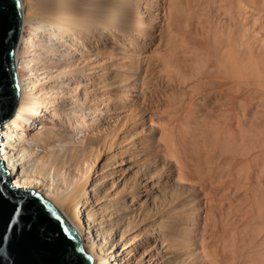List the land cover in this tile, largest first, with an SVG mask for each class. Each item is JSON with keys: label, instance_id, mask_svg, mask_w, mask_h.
<instances>
[{"label": "bare ground", "instance_id": "obj_1", "mask_svg": "<svg viewBox=\"0 0 264 264\" xmlns=\"http://www.w3.org/2000/svg\"><path fill=\"white\" fill-rule=\"evenodd\" d=\"M211 1L208 3H213L214 16L207 17L206 21L202 19L206 23L202 24V20L199 22L203 26L199 31H192V28L190 31L189 28L188 30L185 26L182 27L185 21L181 24L176 14L173 16L177 18L169 14V18L172 19V23L169 21L171 28L167 23L165 28L171 30V33L168 31L170 35L164 39L160 50H157L158 55H155L156 62L160 65L158 74L165 79L167 85L177 86L178 83L188 92L181 91L179 103L176 99L180 106L176 104V100L173 106L170 100L171 103L166 102L167 107L164 104L165 108L159 111L160 114L157 113L159 115L155 110H152L153 112L149 110L146 104L144 107L148 112L146 115L149 117V123L166 131L167 128L170 129V121L171 123L173 120L178 121L188 112L195 113L194 106L199 107L200 104L201 107L204 106V112L201 114L203 117L201 118L197 111L200 118L197 116L194 120L195 129L192 132L189 130L190 134L187 130L185 134L180 133V137H177L179 132L178 135H173L176 129H173L175 131L173 134L171 129V132L167 130L168 133L162 137L165 147L158 152H162L170 162L172 160L171 163L174 165L172 171L157 175L158 181L155 182L153 178H156V171L153 172V168H150L152 159L146 158L145 155L146 151H153L150 149L152 147L150 145H145L148 148L143 147L139 142L142 139L133 135V132H137L136 128H129L130 132L123 133L118 139L112 136V140L108 138L112 131L109 130L112 121L108 120L113 117L111 112L117 111L118 107L109 101L112 90L110 93L107 84L106 89L102 90L98 97L105 113L93 101L89 84L94 81L90 73L94 65L82 63L80 60L86 56H78L82 54L79 48L82 41L75 37V33L81 30L86 33L96 28L98 34L99 32L106 34L113 29L112 42L118 54L115 56L124 59L121 61L127 62V66L133 65L134 68L138 60L137 54L141 52L138 53L136 45L131 40L134 36L133 28L146 27L151 30L154 26L159 27L163 21L157 12L160 6L152 1V7L149 8L146 0H22V39L16 55L21 96L14 116L6 122L2 130L4 138L0 141L1 158L10 170L16 188L31 187L42 192L63 212L81 234L84 248L93 255L94 264H163L172 252L169 255L165 253L167 251L164 249L165 243L162 244L164 246L162 249L159 248V243L162 242L159 236L171 233L174 227L182 238H187L186 252L189 255L197 254L192 257L195 258L196 264H264V186L262 187L263 181L261 182L264 177V0ZM137 2L138 8L135 10ZM205 3L203 9L205 7L206 11L209 7H206L208 4ZM153 11L156 14L153 15ZM179 12L176 10L175 13ZM207 14L205 13L206 16ZM87 40L89 42V39ZM67 47L73 51L67 53ZM85 49L91 52L89 47L85 46ZM98 52H95V55ZM117 63L120 64V61H116L115 64ZM122 65H117L119 71H115L122 77L119 80L125 81L129 78V71L126 64ZM107 73V70H104L105 76ZM115 91L116 102L124 103L130 99L126 87ZM137 93L139 95V92ZM175 97L174 95V99ZM175 105L178 106V110L175 109L177 108ZM160 107L158 110L162 108ZM166 117H169V120H166ZM182 124L184 125L183 122ZM172 126L176 128V124L175 127ZM149 136L153 139L152 135ZM123 138L129 142L123 143ZM139 143L143 147L142 150H139ZM102 149L113 152L111 162L108 158L101 160L99 153ZM96 161H99L98 164ZM125 166L129 169L140 167L141 175L134 181L125 174V171L126 173L129 171ZM243 167L248 168L247 175L252 177L250 179L254 178L253 180L261 183L258 189L249 186L251 184L238 183L244 184L240 190L245 186L247 191L249 187L254 188L250 190L255 201L253 205L247 201L251 208L247 205L250 210L246 208L247 211L244 213L237 212L239 209L234 207L236 209L234 214L236 215V212L238 214L234 216L237 218H234L232 223L229 214H233L234 211H231L235 205L231 204H234L238 193L240 194L235 191V194L238 192L237 196H234L236 200H232L234 202L231 203L234 190L239 188L234 181L238 179L235 177L240 175L239 171ZM240 172L243 178L247 170L244 173ZM247 175L245 177L249 182ZM110 177L112 187L109 189L107 182ZM229 178L231 183L236 184H234L236 189L232 188L234 185L230 186ZM141 180H146L148 184H156V190L160 191V194L148 191L147 186L144 189ZM239 180L241 181V178ZM242 180L246 182V178ZM121 183L124 184L122 189L119 188ZM147 183L145 185H148ZM174 183L181 186L186 184L199 186L202 193L196 195L203 201L188 196L181 198V201H178L179 206H175L182 212L179 208H174L175 210H168L169 212L165 214L161 211L153 213V220L156 219V223L158 221L159 231L150 226L154 233H150L151 239L144 240L145 242L143 237H140L139 230L130 235L121 233L123 228L125 231L140 220L143 222L145 210L139 203L142 202L144 195L146 198H153L152 203L155 206V201L161 203V195L167 194ZM118 196H121L122 202H119ZM227 199L231 204L227 203ZM240 200L239 204L242 202ZM191 201L193 206L190 204ZM242 203L244 206V202ZM209 206L212 209L218 208V212H227L229 209L227 214L229 220L228 218V221L223 220L226 218L224 212H221L222 215L218 212L216 214L214 209L215 213H212L214 210L210 211ZM179 212L182 215H179ZM209 213L216 215V218L219 215L221 218L225 216L217 222H227L222 225L229 226L231 236L227 228L225 230L227 234L225 231L223 234L224 226L221 222L218 224L214 222L213 218V228L208 229L209 223L206 229L201 230L199 225L202 216L204 222H211L207 221ZM177 216L181 217L179 220L182 223H175ZM205 225L207 226V223ZM221 227L223 229H219ZM119 233L122 234L120 239L117 238ZM190 235H194L193 241Z\"/></svg>", "mask_w": 264, "mask_h": 264}, {"label": "rangeland", "instance_id": "obj_2", "mask_svg": "<svg viewBox=\"0 0 264 264\" xmlns=\"http://www.w3.org/2000/svg\"><path fill=\"white\" fill-rule=\"evenodd\" d=\"M147 2H148V6H149V8L150 7H152V5H151V2L152 1H154L153 3H156V4H158L159 6H160V9L157 11V12H159V15L162 17V19H163V23L161 22L160 23V26L159 27H153L151 30L149 29V28H138V29H136V28H133V32H134V36L131 38V40H133V44L134 45H136V50H138V53H140V54H137L138 55V57H137V62H135L136 64H134V68H133V65H132V67H131V65H128L127 66V62H125V61H121V60H124V59H121V58H118V57H116L115 55H117L118 56V54H117V50H116V48L115 47H113V42H112V39L114 38L113 36H112V34L114 33V30L112 29H110V33L108 32V33H106V34H100V32H99V34H98V32H97V29L95 28L94 30H92V31H90V32H86L85 33V31H77L76 33H75V37L76 38H79V39H81V41H82V44H81V47H79L80 48V50L82 51V54L80 55H78V56H86L85 58H82V59H80V60H82V63L83 62H85L86 64L87 63H89V64H92V66L94 67V68H91V70H90V73L92 74L91 76H92V78H94L93 80V83H90L89 85L91 86V93L93 94L92 95V97H93V101H95V103H96V105H98L101 109H102V111L105 113V110L103 109L104 107L102 106V105H100V100H98L99 98L98 97H100V94L102 93V90H105L106 88L105 87H107V85H108V87H109V92L111 93L110 94V96H111V98H110V102L111 103H113V105L114 104H116L117 105V107H118V109H117V111L115 110V112L113 111V112H111L112 114H113V117L110 119V120H108L109 122H111L110 124H109V130L111 131H114V132H110V135L108 136V138L109 139H111L112 140V138H114V139H118L121 135H123V133H128V132H130L129 130L130 129H132V128H136V131L137 132H133V135H135L136 136V138H139V139H142V140H140L139 142L143 145V147H147L148 148V146L150 145L152 148H150V149H152L153 151H146V154L145 155H147L146 156V158L147 157H149V159H152L151 161V166H150V168H153L152 169V171L153 172H155L156 171V178H153V180L155 181V182H157L158 181V179H157V175H161V174H163V173H165L166 171H172V166L174 165L173 163H171V162H173L172 160H171V162H170V159H168V157H166V156H164L163 154H162V152L160 153V152H158V150H160V149H163V146H164V141H163V136H165V133L167 134L168 132H166L167 130L168 131H170L171 132V129L173 130H175L176 129V133H174L175 131L173 130L172 131V134L173 135H178V132H179V135L177 136V137H180V133H184L185 134V132L187 131V133H191L192 132V130L194 131V129H195V126H194V120L197 118V116L200 118V116H201V114H203V105H202V107L199 105V107L197 106V107H195L194 106V109H195V113H191V112H188V114L186 113L185 115H184V117L182 116L181 118H180V120H178V121H175V120H173V123H171V121H170V124H171V126L172 125H174V127H175V124H176V128H173V126H172V128H171V126H170V129L169 128H167L166 129V131L165 130H163V128L161 127L160 128V126H156L155 124H151V123H149L150 122V120H149V117L146 115V113H148L147 111H146V107H144V106H146V104H148V109L149 110H155V113L157 114V113H159L160 114V112L159 111H162L163 110V108H165V107H167L166 106V104L167 103H171V101H172V105L173 104H175V100L176 99H178V103L180 102V100H179V98H180V95L182 94V92H186L187 90H185V89H183V87L182 86H180V84L178 85V83H177V86L174 84H171V85H167V83H166V81H165V79L164 78H162L159 74H158V72H159V70H160V65H159V63H157L156 61V56L158 55V51L160 50V46H161V44H162V42L164 41V39L166 40V38H168V34L169 33H171L170 31L171 30H166L167 28H165V27H167L168 25V27L169 28H171V23H172V19H170L169 17L172 15H174V14H176V16L177 17H179L177 20H179L178 22H183V21H185L183 24H182V27H184L185 26V28H189L190 29V31H191V28H192V31H199V29L201 30L202 29V27L203 26H201V23L206 19H208L207 17H211L212 15L214 16V13H212V8L214 9V6H213V3H211V4H209L208 3V1L209 0H193V1H191V0H188V1H186V0H182L183 1V3H181L182 1H180V0H170V1H172V2H170L169 0H146ZM195 1V2H194ZM203 1V2H202ZM211 1V0H210ZM173 2H174V4H173ZM179 2V3H178ZM187 2V3H186ZM191 2V3H190ZM205 2H207V4L208 5H210V6H206V7H209L208 9L210 10H204L205 9V7H204V9H203V5H205L206 3ZM212 2V1H211ZM138 3L139 2H137V3H135V10L138 8ZM197 3V4H196ZM201 3V4H200ZM178 4H180L179 6H177ZM186 4H188V5H186ZM184 5V6H183ZM186 6V7H185ZM195 6H196V8H195ZM199 8H198V7ZM163 7V8H162ZM165 7V8H164ZM171 9H173V10H171ZM182 7H185V8H182ZM192 7V8H191ZM201 8V9H200ZM211 8V9H210ZM164 9V10H163ZM166 9V10H165ZM179 9V10H178ZM202 9L204 10V13H202L203 11H202ZM207 9V8H206ZM176 10H177V13H178V11H180L179 12V14H177V13H175L176 12ZM184 10V11H183ZM194 12H192V11ZM199 10V11H198ZM165 11V12H164ZM170 11H171V13H170ZM161 12V13H160ZM172 12H174V13H172ZM188 12V13H187ZM207 12H211L212 14L211 15H209L210 13H208L207 14ZM213 12H215V11H213ZM165 13V14H164ZM187 13V14H186ZM205 13L207 14V16L205 15ZM154 14H156V12L155 11H153V15ZM169 14H170V16H169ZM186 14V15H185ZM197 14V15H196ZM202 14H204V16H206V17H202L201 15ZM188 15H190V16H188ZM171 16V17H172ZM176 16H173V18L174 17H176ZM201 18H200V17ZM166 19H165V18ZM176 17V18H177ZM183 17H184V19H183ZM191 17V18H190ZM209 17V18H210ZM170 19V20H168V19ZM175 18V19H176ZM185 18H187V19H185ZM190 18V19H189ZM175 19H173V20H175ZM199 19V20H198ZM202 19H204V20H202ZM166 20H168V21H166ZM180 20H182V21H180ZM189 21V22H187V21ZM202 20V21H201ZM205 20V21H206ZM165 21V22H164ZM169 21H171V23L169 22ZM176 21V20H175ZM193 21H195V22H193ZM201 21V23L199 24V22ZM165 23H167V26H166V24ZM196 23H198V24H196ZM204 23V22H203ZM202 23V24H203ZM206 23V22H205ZM204 23V24H205ZM162 25L164 26L163 28H162ZM188 25V26H187ZM193 25H194V27H193ZM157 28V29H156ZM161 30H160V29ZM168 28V29H169ZM184 28V29H185ZM195 28V29H194ZM145 29V30H144ZM188 29V30H189ZM194 29V30H193ZM145 32H144V31ZM156 30V31H155ZM143 31V32H142ZM168 31H169V33H168ZM82 32V33H81ZM150 32V33H149ZM78 33V34H77ZM81 33V34H80ZM85 33V34H84ZM89 33V34H88ZM142 33V34H141ZM148 33V34H147ZM91 34H92V36H91ZM165 34V35H164ZM167 34V35H166ZM78 35V36H77ZM82 35V36H81ZM85 35H87V36H85ZM105 35V36H104ZM170 35V34H169ZM84 36V37H83ZM103 36V37H102ZM81 37V38H80ZM90 37V38H89ZM105 37V38H104ZM165 37V38H164ZM86 40H85V39ZM150 38V39H149ZM21 39H22V37H21ZM87 39H89V42L90 41H92V42H90V44H88L89 42H87L88 40ZM91 39V40H90ZM83 40H84V42H83ZM154 40V41H153ZM161 40V41H160ZM95 41V42H94ZM86 42V43H85ZM94 42V43H93ZM101 42H102V44H101ZM103 42L105 43V45H103ZM71 44H72V42H70ZM85 43V44H84ZM91 43H93L92 45V47H91ZM97 43V44H96ZM70 44V45H71ZM86 44H88V45H86ZM100 44H101V47H100ZM107 44V45H106ZM99 45V46H98ZM71 46H73V44L71 45ZM82 46H84V48H82ZM85 46L88 48L89 47V49L91 50V52H87L86 51V49H85ZM91 47V48H90ZM100 47V48H99ZM98 48H99V50H98ZM110 48V49H109ZM106 49H107V51H106ZM147 49V50H146ZM66 50H67V53L70 51H73V49L72 48H69V47H67L66 48ZM96 50V51H95ZM101 50V51H100ZM114 50V51H113ZM116 50V51H115ZM143 50H144V52H143ZM158 50V51H157ZM100 53H99V52ZM112 51V52H111ZM140 51V52H139ZM147 51V52H146ZM95 52H98L96 55H95ZM114 52H116L115 54H114ZM157 54H156V53ZM90 55H89V54ZM94 53V54H93ZM107 53V54H106ZM112 53V54H111ZM137 53V52H136ZM98 54H100V55H98ZM141 54H143L142 55V57H141ZM140 55V56H139ZM152 55V56H151ZM156 55V56H155ZM89 56V57H88ZM94 56V57H93ZM141 57V58H140ZM151 57V58H150ZM84 59V60H83ZM88 59H89V61H88ZM91 59V60H90ZM102 59V60H101ZM148 59V60H147ZM151 59V60H150ZM139 60L141 61V62H139ZM143 60V61H142ZM155 60V61H154ZM116 61H120V64L119 63H117V64H115L116 63ZM148 61H150V62H148ZM81 62V61H80ZM112 62H115V63H112ZM93 63H95V64H93ZM111 63V64H110ZM123 65H122V64ZM126 64V65H125ZM115 65V66H114ZM117 65H122V66H127L128 68V71H129V78H127L128 80H126L125 79V81L124 80H119V79H122V77L121 76H118L117 74H116V71L115 70H117V71H119V69H118V67H117ZM137 65H139V66H137ZM96 66V67H95ZM111 66V67H110ZM98 67H100V68H98ZM110 67V68H109ZM115 67H116V69H115ZM120 67V66H119ZM130 67V68H129ZM157 67V68H156ZM159 67V68H158ZM96 68V69H95ZM105 68V69H104ZM114 69V71H113V69ZM153 68V69H152ZM133 70V72H132V70ZM104 70H107V74H106V76L104 75ZM103 72V73H102ZM148 72V73H147ZM113 73H115L114 75H113ZM130 73L132 74V75H130ZM160 73V72H159ZM103 74V75H102ZM148 74V75H147ZM160 77H159V76ZM116 76L117 77H119L118 79L116 78ZM105 77V78H104ZM117 79H115V78ZM132 77V78H131ZM145 77H146V79H145ZM91 78V79H92ZM164 80L163 82H162V79ZM96 79V80H95ZM106 79V80H105ZM115 79V80H114ZM131 79V80H130ZM109 80V81H108ZM157 80V81H156ZM106 81V82H105ZM135 83H134V82ZM136 81H138V83L136 82ZM107 82H109V83H107ZM115 82L117 83V84H115ZM119 82H121V84L119 83ZM142 82V83H141ZM144 82H145V84H144ZM139 83H141L142 85L140 86V84ZM107 84V85H106ZM124 84H126V85H128V86H126V85H124ZM150 84V85H149ZM164 84V85H163ZM112 85V86H111ZM119 85H120V87L121 88H124V87H126V90L128 91V98H130V99H127L126 101L127 102H124V103H126V104H124V103H122V102H116V100H115V98H116V96H117V94H116V91L115 90H117V92L121 89L120 87H119ZM123 85V86H122ZM173 85V86H172ZM172 86V87H171ZM115 87H117V88H115ZM129 87V88H128ZM132 87V88H131ZM137 87V88H136ZM138 87H140V88H138ZM134 88V89H133ZM171 89V90H170ZM150 90V91H149ZM161 90V91H160ZM182 90H184V91H182ZM145 91V92H144ZM160 91V92H159ZM168 93H167V92ZM182 91V92H181ZM130 92H131V95H130ZM137 92H139V95H138V93ZM140 92H142V93H140ZM148 92V93H147ZM179 92H181V93H179ZM188 92V91H187ZM186 92V93H187ZM145 93V94H144ZM156 93V94H155ZM178 93V94H177ZM99 94V95H98ZM138 95V96H137ZM141 95H143V96H141ZM167 95H171L172 97H168ZM174 95L176 96L175 97V99H174ZM141 96V97H140ZM179 96V97H178ZM97 97V98H96ZM113 97V98H112ZM115 97V98H114ZM140 97V98H139ZM152 97V98H151ZM165 97V98H164ZM94 98H95V100H94ZM144 98V99H143ZM147 98V99H146ZM167 98V99H166ZM173 98V99H172ZM148 99H149V101H148ZM159 99H161V100H159ZM83 100H84V98H83ZM137 100V101H136ZM171 100V101H170ZM86 101V100H85ZM149 103H148V102ZM157 102V103H154V102ZM174 101V102H173ZM86 102H88V101H86ZM116 102V103H115ZM141 102H145L144 104H142ZM147 102V103H146ZM167 102V103H166ZM122 104V106H120L121 104ZM128 103V104H127ZM162 103V104H161ZM157 104H159V105H157ZM161 104V105H160ZM165 104V105H164ZM176 104H177V100H176ZM165 107H164V106ZM177 105H179L180 106V104H177ZM177 105H175V107H177V108H175V107H173V108H175V109H177L178 110V106ZM195 105H197V104H195ZM151 106V107H150ZM154 106V107H153ZM162 108H161V107ZM174 106V105H173ZM120 107V108H119ZM123 107V108H122ZM158 107H160L161 109H159L158 110ZM197 108H199V109H201V110H199V109H197ZM197 109V110H196ZM130 110V111H129ZM131 113V114H133V116L132 115H130L129 113ZM200 113V116H199V113ZM98 112H100V111H98ZM153 112V111H152ZM197 112V113H196ZM116 113V114H115ZM191 113V114H190ZM119 114V115H118ZM137 114V115H136ZM159 114H157V115H159ZM123 115V116H122ZM191 115H192V118H191ZM194 115V116H193ZM105 116V115H104ZM119 116V117H118ZM127 116V117H126ZM135 116V117H134ZM115 117H116V119H115ZM145 117V118H144ZM188 117H190V118H188ZM203 116H201V118H202ZM118 118V119H117ZM121 118H122V121H121ZM167 119L166 120H169V117H166ZM183 118V119H182ZM187 118V119H186ZM125 120V121H124ZM182 120V121H181ZM118 123H117V122ZM136 121V122H135ZM121 122V123H120ZM124 122V123H123ZM145 122V123H144ZM176 122H178V123H176ZM182 122L184 123V125L182 124ZM189 123V125L188 124H186V123ZM115 123V124H114ZM134 124H136V125H134ZM144 124V125H143ZM151 124V125H150ZM191 124H193V125H191ZM6 125V123L4 124V126ZM112 125V126H111ZM115 125V126H114ZM131 125V126H130ZM188 127H187V126ZM137 126V127H136ZM181 126H183V127H181ZM154 127V128H153ZM190 127H191V129H190ZM201 127V126H200ZM115 128V129H114ZM130 128V129H129ZM150 128V129H149ZM182 131H181V130ZM3 130V129H2ZM135 130V129H134ZM139 130V131H138ZM163 130V131H162ZM189 130L191 131V132H189ZM115 131H116V133H115ZM161 131H162V133H161ZM164 132V133H163ZM169 132V133H170ZM2 134H3V131H2ZM112 134V135H111ZM116 134V135H115ZM119 134V135H118ZM181 134V135H182ZM149 135H152L153 136V139H152V137H150ZM159 135V136H158ZM162 135V136H161ZM3 136H4V134H3ZM111 136H112V138H111ZM115 136V137H114ZM117 137V138H116ZM141 137V138H140ZM174 137H176V136H174ZM4 138V137H3ZM143 139H144V142H143ZM159 139V140H158ZM177 139V138H176ZM155 140H158V141H155ZM2 141V140H1ZM129 142L128 141V139L126 140L125 139V141H124V138H123V143L124 142ZM142 141V142H141ZM148 141V142H147ZM150 141V142H149ZM153 141V142H152ZM145 142H147V143H145ZM155 142V143H154ZM157 142V143H156ZM139 143V144H140ZM151 143V144H150ZM160 143V144H159ZM139 145L138 147H139V150H142V145ZM156 144V145H155ZM158 144V145H157ZM145 145H148V146H145ZM159 146V147H158ZM141 147V148H140ZM161 147V148H160ZM165 147V146H164ZM157 154H155V153ZM109 153L111 154V153H113L112 151L111 152H108V150L107 151H105L104 149H102L101 151H100V153H99V156L101 157V160H105L106 158H108V161L109 162H111L112 160V154L111 155H109ZM160 153V154H159ZM148 155H150V156H148ZM159 155H161V156H159ZM107 156V157H106ZM152 157V158H151ZM155 157V158H154ZM161 158H163V159H161ZM157 161V162H156ZM163 162L162 163V165H161V162ZM166 161V162H165ZM97 162V164H98V162L99 161H96ZM169 162V163H168ZM126 163L127 164H129V162L128 161H126ZM157 164V165H156ZM166 165V166H165ZM164 168H163V167ZM126 167V166H125ZM155 167V168H154ZM158 167V168H157ZM127 168V170H129L127 173H126V171H125V174H127V177L129 176V177H131V179H135L136 180V178H138L140 175H141V172H142V170L140 169L139 170V168L140 167H134L133 169H129L128 167H126ZM160 168V169H159ZM244 168V170H242ZM240 171H243V173L247 170V172L246 173H242L243 174V176L245 175H247V173H249L248 172V168L246 169L245 167H243ZM131 171V172H130ZM141 171V172H140ZM239 171V176L237 175L236 176V174H235V179H237V177H238V181L239 182H237V180H235L234 182H236V184H238V183H244V184H251V185H249V186H253V187H256L257 189L258 188H260V183L263 181V183H262V187L264 186V177H262L263 178V180L261 179V182L259 183V182H257V181H255V180H253V179H250V178H252V177H249L248 175V180H249V182H250V180L252 181V183H254L253 185H252V183H249L248 181H247V177H243L244 178V180H245V178H246V182L245 181H243L242 179V175H241V172ZM132 172H134V173H132ZM161 173V174H160ZM239 178H241V181L239 180ZM134 180V181H135ZM142 181V186L144 187V189H145V186H147V190L148 191H153V192H155V193H157V194H160V191H157L156 189H157V186H156V184H148L147 182H146V180H141ZM243 181V182H242ZM229 182L231 183V181H230V178H229ZM255 182H256V186H254L255 185ZM148 184V185H145V184ZM229 183V184H230ZM122 184V185H121ZM120 184V189H122L123 188V183H121ZM235 184V183H234ZM233 184V182L230 184V186L232 185H234ZM235 184V185H236ZM243 184V185H244ZM259 184V185H258ZM153 185V186H152ZM173 185V184H172ZM233 186L232 188L233 189H236L237 187L236 186ZM240 184H238L237 186L239 187L237 190H234V193H233V195H232V197H231V203H233L234 201H232V200H236V198H237V202L235 201L234 202V204H231L229 201H228V199L226 200L227 201V203H230L231 204V206H233V205H235V206H233L232 208H233V210L231 211V212H233V214L232 213H230L229 214V209L227 210V212L226 211H217L218 210V208L217 209H215V207H213L215 210H216V214H218V213H220L221 215H222V213L221 212H224L223 214L226 216V218H225V216L223 215V218H225V219H223V218H221V215H219V216H217V218H216V215H214V214H211L210 215V213H209V217L207 216V219H209V220H207V221H211V222H204L203 220H204V217L202 216V218H201V222H202V224H201V222H200V225H199V227L201 228V230L203 229H206V227H208V224H209V227H208V229H210V228H213V226H212V224L214 223V222H216L217 224H218V222H217V220H220V219H223V220H227V218H228V220H229V218L231 217V219H230V221L232 222V221H234L236 218L234 217V216H237V212H243L244 213V211H247V210H245L246 208L248 209L249 207L251 208V205H248V202L247 201H249V203H251L252 205L254 204V201H255V199L253 200V197L252 196H254L253 195V192H252V190L254 189L253 187H249V190L247 191V187L245 186L244 188L242 187V189L240 190V188H241V186H243L242 184L239 186ZM107 186H109V187H107V188H111L112 187V182H111V177H110V179H109V182H107ZM236 187V188H235ZM152 188V189H151ZM232 188H230V189H232ZM246 188V189H245ZM255 188V189H256ZM232 189V190H233ZM250 189H252V190H250ZM240 190V191H239ZM244 190V191H243ZM235 191H238V192H240V194L238 193V197H234V196H237V193L235 194ZM250 191V192H249ZM246 192H248L249 193V195L247 196V194L248 193H246ZM251 192H252V194H251ZM198 193V194H197ZM199 193H202L201 192V190L199 189V186H197V185H194V184H186V185H184V186H181L180 184L178 185V184H176V183H174V185H173V187L172 188H170L169 189V191H168V193L167 194H165L164 196L163 195H161V203L159 202V201H155V206L153 205V203H152V201L154 200L153 198H151V199H149V198H146V195H144V197L141 199L142 200V202L140 201V203H139V206H140V204L142 205V208L145 210L144 212H145V218L144 219H142L143 220V222H137V223H135V224H133L131 227H129V228H127V230L125 229V231H124V228H123V232L121 231V233H126V234H133L134 233V231H138V232H141L140 233V237H143L142 239H143V241L144 240H147V239H151L150 238V233H154L153 232V230L151 231V227H153V229H155V230H157V231H159V224H158V221H157V223H156V219L155 220H153L154 218H153V216H154V214L153 213H155L156 211H161L163 214H165V213H168L169 211H172L174 208L176 209V208H179V207H175V206H179V203H178V201H181V198H186V197H191V198H194V197H196L197 199H200L199 201H203V199L202 198H199L198 196H199ZM245 193V194H244ZM195 194V195H194ZM198 196H197V195ZM235 194V195H234ZM244 197V195H246L244 198L242 197V196ZM194 196V197H193ZM250 196H251V198H250ZM120 197L121 196H118V198H119V202H122V200L120 201ZM242 197V198H241ZM242 199V200H240V199ZM249 198V199H248ZM144 199V200H143ZM159 200V199H158ZM239 200L240 201H242V202H244V206H243V203L242 202H240V204H239ZM147 201V202H146ZM151 202V203H150ZM253 202V203H252ZM242 203V204H241ZM247 203V204H246ZM138 204V203H137ZM149 204V205H148ZM191 206H193L192 204V201H191ZM189 204V205H190ZM238 204H239V207H238ZM237 205V206H236ZM249 207H248V206ZM165 206V207H164ZM169 206V207H168ZM230 206V207H231ZM247 206V207H246ZM171 207V208H170ZM173 207V208H172ZM234 207H236V209L238 210L237 212H236V215L234 214L235 213V210L236 209H234ZM242 207V208H241ZM151 208V209H150ZM210 208V209H209ZM174 209V210H175ZM205 209V208H204ZM208 209L210 210V211H213L214 209H212L211 208V206H209L208 207ZM240 209L242 210V211H240ZM169 210V211H168ZM178 210V209H177ZM208 210V211H209ZM215 210L212 212V213H215ZM219 210H221L220 208H219ZM248 210H250V209H248ZM179 211H180V208H179ZM180 212H182V211H180ZM178 213L179 215H182V213ZM218 212V213H217ZM151 213V214H150ZM227 214H229L230 215V217H228L227 216ZM231 214L233 215V216H231ZM139 216V215H138ZM214 216V217H213ZM179 217V218H178ZM195 217H196V215H195ZM181 217L180 216H177V221L175 222L176 224H177V222H179V224L180 223H182V222H180V219ZM210 218H211V220H210ZM212 218L214 219V222H213V220H212ZM219 218V219H218ZM235 218V219H234ZM175 219V220H176ZM180 219V220H179ZM216 220V221H215ZM227 220V221H228ZM152 221V222H151ZM204 222V223H203ZM221 222V221H220ZM219 222V223H220ZM224 222V221H223ZM231 222H228V224L230 223L231 225H232V223ZM150 223V224H149ZM205 223H207V226L205 225ZM215 223V224H216ZM225 223H227V222H224V223H222L221 222V225L222 224H224L225 225ZM237 223V222H236ZM126 224H127V222H125V226H126ZM152 224H153V226H152ZM155 224H157L156 226H155ZM216 224V225H217ZM229 224V225H230ZM204 225H205V227H204ZM216 225L214 226V228L216 227ZM224 225H222V226H224ZM151 226V227H150ZM155 226V227H154ZM210 226H212V227H210ZM220 226V224L217 226V228ZM227 226V225H226ZM136 229H135V228ZM229 226H227V227H225L224 226V230H223V234H224V231L225 230H227V229H229L228 228ZM242 227V226H241ZM227 228V229H226ZM173 230L171 231V233L169 232L168 234H161V236H159V237H161L160 239H161V243H159V248H163L164 246H162V244H164L165 243V247H164V249L166 248L167 249V251H165V253L166 254H170V252H172L171 253V255L168 257V258H166V260L165 261H163L164 263L163 264H196L197 262L195 261V258H192L193 256H195V255H197V254H195V253H192L191 255H189L187 252H186V250H185V248H186V242H185V240L187 241V238L185 239V238H182L181 237V234H180V232H176L175 230V227L174 228H172ZM219 229H223L222 227L221 228H219ZM218 229V230H219ZM130 233H129V232ZM220 231V230H219ZM222 231V230H221ZM229 235H230V229H229ZM121 233H119V235L117 236V238L118 239H120V236H122V234ZM145 233V234H144ZM180 235H179V234ZM225 233H226V231H225ZM170 234V235H169ZM227 234V233H226ZM142 235V236H141ZM163 235H165V236H163ZM174 235V236H173ZM228 235V236H229ZM157 236H158V234H157ZM168 236H172L171 238L170 237H168ZM180 238H179V237ZM194 235H190L189 237H190V239H191V241H193V239H195L194 237H193ZM228 236L226 237V239L228 238ZM231 236V235H230ZM229 236V237H230ZM164 237H168V239L170 240H172L173 239V241H169L168 239H164ZM181 239V240H180ZM229 239V238H228ZM227 239V240H228ZM177 240H180V241H177ZM180 242V244L179 243H177V242ZM182 241H184V243L182 242ZM145 242V241H144ZM173 242V243H172ZM171 244V245H169V244ZM175 243V244H174ZM182 243V244H181ZM176 245V246H175ZM180 245V246H179ZM182 245V246H181ZM169 246H171V247H169ZM175 246L176 247V249H175V247H174V250H173V247ZM178 246V247H177ZM170 249V250H168V248ZM179 247H181L180 248V250H179ZM178 248V249H177ZM246 248H248V247H246ZM183 249H184V251H183ZM176 250V251H175ZM163 252H164V250H162ZM179 251V252H178ZM182 253H181V252ZM179 254H181V255H179ZM168 255H166V256H168ZM174 255V256H173ZM183 255H184V257H183ZM182 256V257H181ZM189 256V257H188ZM192 258V259H191ZM243 258H245V256L243 257ZM185 259V260H184ZM246 259V258H245ZM178 260V261H177ZM191 260V261H190ZM189 261V262H188ZM194 262V263H193ZM196 262V263H195ZM147 264V263H146Z\"/></svg>", "mask_w": 264, "mask_h": 264}, {"label": "water", "instance_id": "obj_3", "mask_svg": "<svg viewBox=\"0 0 264 264\" xmlns=\"http://www.w3.org/2000/svg\"><path fill=\"white\" fill-rule=\"evenodd\" d=\"M22 25V0H0V141L21 96L16 55ZM0 264H94L70 220L42 192L16 188L1 156Z\"/></svg>", "mask_w": 264, "mask_h": 264}, {"label": "clouds", "instance_id": "obj_4", "mask_svg": "<svg viewBox=\"0 0 264 264\" xmlns=\"http://www.w3.org/2000/svg\"><path fill=\"white\" fill-rule=\"evenodd\" d=\"M1 156V155H0Z\"/></svg>", "mask_w": 264, "mask_h": 264}]
</instances>
